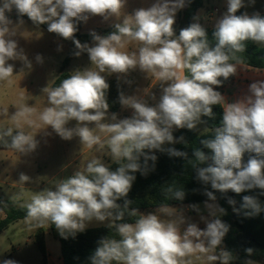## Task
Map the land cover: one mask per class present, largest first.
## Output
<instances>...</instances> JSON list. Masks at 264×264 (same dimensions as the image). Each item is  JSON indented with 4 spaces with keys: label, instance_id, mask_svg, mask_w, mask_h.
I'll list each match as a JSON object with an SVG mask.
<instances>
[{
    "label": "clouds",
    "instance_id": "9594fccd",
    "mask_svg": "<svg viewBox=\"0 0 264 264\" xmlns=\"http://www.w3.org/2000/svg\"><path fill=\"white\" fill-rule=\"evenodd\" d=\"M189 2L154 0L150 6L124 16L106 35L90 31L89 44L75 38L78 25L94 16L104 21L121 17L127 0H0V81L14 75L15 61L32 67L16 39L17 26L25 22V16L33 25H47L49 33L71 40L74 56L86 53L90 61V67L43 89L46 106L39 120L63 140L78 137L82 145L104 153L117 167L113 170L104 157L94 156L82 169L53 188L33 194L23 205L26 222L54 225L64 239L75 238L93 222H107L115 236L97 241L89 264H195L197 260L232 264L233 253L223 247L230 225L222 220L226 209L217 203L215 193H254L243 195L239 208L231 197L227 202L234 213L243 212L246 217L264 212L260 200L264 196V80L250 83L247 94L234 102H227L216 90L237 75V64L242 61L236 53L245 51L246 42L264 46V15L259 11L237 14L254 7L256 0H226V11L215 21L212 32L216 43L210 45L199 16L176 32L177 12ZM13 10L16 21L8 15ZM131 43L138 47L128 50ZM35 59L43 63L41 55ZM137 68L160 84L159 99L153 93L151 99L156 102L149 104L139 95L126 94L118 83V103L122 109L131 110L130 116L120 118L118 113L109 112L107 76L116 74L118 82L124 78L123 83L130 86L132 81L126 77ZM214 106L222 109L218 125L211 137L200 139L189 157L188 151L175 147H188V142L182 135L174 136V131L195 130L204 122L202 118L214 119ZM33 113L32 107L23 106L13 119ZM71 121L76 122L74 127H68ZM3 137H11L5 146L20 153L37 148L36 139L21 130L13 134L9 128L0 134V139ZM156 152L192 162L195 179L204 186L207 197L203 211L199 204L187 206L198 215L199 222L169 203H161L149 213L131 207L133 201L128 195L135 174L146 176L155 170ZM30 179L19 174L21 184ZM164 191L167 200L183 201L186 197L184 188L169 185ZM126 214L134 221L125 222ZM199 223L205 226L201 228ZM245 253L251 257L254 249L246 248ZM0 264L16 261L5 259ZM244 264L258 262L249 258Z\"/></svg>",
    "mask_w": 264,
    "mask_h": 264
},
{
    "label": "trees",
    "instance_id": "16d2710c",
    "mask_svg": "<svg viewBox=\"0 0 264 264\" xmlns=\"http://www.w3.org/2000/svg\"><path fill=\"white\" fill-rule=\"evenodd\" d=\"M203 0H190L188 5L179 13L178 20L174 27L177 34L179 30L187 27L197 10L202 6ZM241 9L237 14H241ZM261 15H264L262 13ZM24 20L31 22L26 16ZM45 26V25H42ZM214 28H206L208 33V40L210 45H214L216 41L212 36ZM113 28L103 31H97L101 35H106ZM75 38L79 40L90 39V35H80L79 25ZM236 56L242 61L238 64H244L252 68L264 69V46L259 47L257 44L248 41L246 42L245 51L236 53ZM235 62V61H234ZM70 75L68 72H61L60 75L53 82L52 87L58 85L62 79ZM236 75L229 80L224 81L222 86L216 88L217 91L223 92L226 87L232 85L235 81ZM110 89L107 94V100L110 105L109 112H118L121 106L118 103V83L120 88L126 92L125 86L118 82L117 79L108 78ZM214 119L202 118L208 130L204 133L197 134L195 130L180 129L174 131V136H184L188 142V147L184 144H176L175 147L181 150H186L191 157V150L193 147L199 146L200 139L209 138L213 135L212 129L218 125L221 118L222 109L219 106H214ZM9 128H0V134H3ZM13 134L19 129H12ZM24 131V130H21ZM26 133V131H24ZM5 141L10 143L11 137H3L0 139V148H7ZM158 160L155 165V170L150 171L146 176L137 172L136 180L128 195V199L133 201L131 207L138 208L140 212L148 209L157 208L161 203H169L171 206L184 205L188 203H199L207 199L203 195V185L195 179V172L192 167L191 161H185L181 158H171L165 153L156 152ZM247 160V154L245 155ZM117 167L114 163L111 168L114 170ZM177 188H184L186 197L183 201L167 200L165 189L169 186ZM210 188V186H209ZM211 190V189H210ZM258 191V190H257ZM217 196V203L226 209V215L222 220L230 225V230L224 238L223 246L231 251L234 256L232 264H244L246 259L259 260L264 262V212L258 216L246 217L243 212L236 214L233 212V206L229 205L227 198L231 197L236 201L235 207L239 208L242 203L243 195H252L254 193H242L236 195L235 193L228 192L227 194L215 193ZM262 205H264V196L260 197ZM122 203V202H121ZM0 210L4 212L5 217L0 219V233L9 227L10 224L15 223L21 219H25L26 209L23 206L13 203L12 201L4 198L0 193ZM135 218L125 215V222H133ZM52 234L58 238L61 244V253L64 264H89L88 257L97 246V241L103 237L112 235L115 236L113 229L105 227L89 228L83 233H78L75 238L69 236L64 239L57 232L54 225H50ZM43 232L40 229L39 246L42 253L45 255V246L43 243ZM253 248L254 253L251 257H247L245 253L246 248Z\"/></svg>",
    "mask_w": 264,
    "mask_h": 264
},
{
    "label": "rangeland",
    "instance_id": "374dc122",
    "mask_svg": "<svg viewBox=\"0 0 264 264\" xmlns=\"http://www.w3.org/2000/svg\"><path fill=\"white\" fill-rule=\"evenodd\" d=\"M205 3L210 6L215 5L213 0H205ZM223 4L224 3L222 2L221 5L223 6ZM219 9L221 10V14L226 11V8ZM13 13L16 12L13 10L8 15L11 16ZM221 14L218 13L216 16H220ZM16 19L12 20L16 21ZM24 21L23 24L17 26L16 39L18 40L20 47L24 49L32 67H23L19 61L13 62L15 63V73L9 80H7L6 84L0 88V103H5L7 108L5 111L7 112L8 110H11L10 107L22 108L23 106H29L34 109V113L28 118L33 124L30 125L27 123V125L21 130L26 131V133L31 134L36 139L38 144L35 150H43L51 153L50 159L45 162L41 161L40 166L41 168H44L48 163L49 166L51 165L54 167V172L49 173L47 171H42L37 178L30 179L29 182L24 184L41 185L45 183L53 173L57 172L64 165L78 157L75 161L73 160L74 162L70 164L64 172L65 176L69 177L71 170L75 168L78 170L82 169L89 158L96 153L95 149H88L86 146L82 145L78 137H74L72 140L67 141L61 139L50 127L42 125L39 120V113L46 106V93L43 92V89L45 87H52L53 82L61 72H68L71 74L76 70L88 68L90 67V61L86 53H82L79 57H75L74 53H72L73 51H76L73 42L71 40H65L55 33H49L47 31V25H33L32 22L27 20ZM80 41L81 43H92L91 38ZM58 46H62V50L58 51ZM259 47L263 46L260 45ZM37 54L43 57V63L36 62L35 57ZM132 80V95L141 96L149 104L156 102L151 99L153 93H155L157 100L159 99V89L154 86V84L152 85L154 79L150 76L134 75L132 76ZM256 80H264L263 69L252 68L244 64H237L235 81L232 85L226 87L222 95H224L227 102H234L241 99L247 94L250 83ZM3 82L4 81H0V84ZM118 115L122 118V115ZM2 118L5 119V116ZM75 124V121H71L69 122L68 127H74ZM6 125L7 122L0 119V127H6ZM207 130L208 127L204 122L199 124L195 129L197 134L204 133ZM66 154H69L68 159L63 157V155ZM7 155L6 150L0 148V180L5 181L4 184H0V189L3 187L2 189L4 191L1 192L0 190V193L4 198L23 206L28 202L26 200L20 202V199H14V197L19 196L20 192H26L24 189L20 190L18 188L19 185L24 184L19 182V177L15 178L14 176H10L6 178L4 175L5 161L8 160ZM7 182H10L13 185L8 186L6 184ZM4 217V212L0 210V219ZM106 223L107 222L103 224L93 222L87 227V229L106 226ZM51 243L52 245L55 243L57 247L60 246V241L56 237H53Z\"/></svg>",
    "mask_w": 264,
    "mask_h": 264
},
{
    "label": "crops",
    "instance_id": "0c3cea01",
    "mask_svg": "<svg viewBox=\"0 0 264 264\" xmlns=\"http://www.w3.org/2000/svg\"><path fill=\"white\" fill-rule=\"evenodd\" d=\"M153 2L154 0H127V4L125 8L121 12V17H112L108 21H104L99 16L91 17L87 21V23L81 22L79 24V33L80 35L85 36V35H89V32L92 30H95L97 32L98 30L103 31L109 28H113V25L115 23L121 22L124 16L131 15L134 12V10L137 8L148 7ZM213 2L215 3V5L210 6L205 3V0H203L202 6L196 12V16H199L200 18L198 22L201 23L205 28H214L215 21L222 15L221 10L219 8H226V0H213ZM222 2L224 3L223 6L221 5ZM180 11L177 12L175 18L176 21L178 20ZM245 11H247L249 14H252L255 11H259L261 14L264 13V0H256L254 7L244 8L243 12ZM218 13H220L221 15L216 16ZM16 15H17L16 13H13V15L10 16V18L16 19L17 18ZM127 47L128 50H135L138 47V45L135 43H131ZM263 73H264V69H263ZM134 75L148 76L146 73L141 72L137 68L135 71H132L126 77V79H129L133 82L132 76ZM107 77L117 79L116 74H112ZM123 79L124 78H121L122 81ZM121 80L119 82L124 85V83ZM6 82L7 81H4L2 84H0V88L4 86ZM153 84L154 86L158 87L160 92V84L155 79L152 81V85ZM124 86L126 89L125 93L128 95H132V91H133L132 84L129 86L128 84L125 83ZM150 104H154V102ZM5 109H7L5 103L4 104L0 103V119H3L7 122L6 127H0V128H11V129L21 130L27 125L28 123L27 121L29 120L28 119L29 117L27 118L21 117L15 120L13 119L14 114L20 109L19 107L17 108L10 107L11 110H8V112L5 111ZM116 113L122 115V118H124L131 115V110L120 108V110ZM3 116H5V119L2 118ZM1 149H5L6 153L8 154L7 155L8 160L5 161V169H4V175L6 178L10 176H14L15 178H18L20 173H24L28 175L31 179H33V178H37L42 171H47L49 173L54 172V167H52L51 165L49 166L47 162L44 168H41L40 166L41 161L45 162L50 159L51 157L50 152L43 150H35L33 152L24 154L12 149H7V148H1ZM94 156L104 157V153L96 152L91 156V158ZM63 157L68 159L69 154L63 155ZM76 158L73 160L75 161ZM104 159L106 163L110 164V166L113 164L111 163L109 158L104 157ZM73 160L67 163L66 165H64L57 172L53 173L47 179V181L41 185H26V184L19 185L18 188L20 190L24 189L26 191V192H20L19 194L20 202H24L23 200L30 202L31 196L33 194L45 188H53L57 182L66 179L67 177L65 176L64 172L66 168L74 162ZM77 170L78 169L76 168L71 170L69 176L74 174V172ZM4 183L5 181L0 180V184H4ZM6 184L8 186L13 185L10 182H7ZM2 188L3 187H1L0 189L1 192L3 191ZM203 202L188 203L184 205H174L173 207L184 209L185 210L184 214L187 217H190L192 221L199 222L198 215L194 211L188 210L187 206L190 204H199L201 210L203 211ZM156 209L157 208L148 209L143 211L142 213L154 212L156 211ZM199 226L203 228L205 225L203 223H199ZM100 227H105V226H100ZM40 229H42L43 232L42 236H43V243L45 246V255L42 253L39 246ZM53 237L54 236L52 234L50 224L38 226L35 223L29 224L28 222H26L25 219H21L15 223H12L9 225L8 228H6L4 231L0 233V262H2L5 259H11L16 261V264H64L61 253V244L59 247H57L55 243L52 245L51 242ZM255 261H257L258 264H264L262 259ZM195 264H203V261L197 260L195 261Z\"/></svg>",
    "mask_w": 264,
    "mask_h": 264
},
{
    "label": "water",
    "instance_id": "95a60500",
    "mask_svg": "<svg viewBox=\"0 0 264 264\" xmlns=\"http://www.w3.org/2000/svg\"><path fill=\"white\" fill-rule=\"evenodd\" d=\"M72 53H74V51Z\"/></svg>",
    "mask_w": 264,
    "mask_h": 264
},
{
    "label": "built area",
    "instance_id": "2783aa9c",
    "mask_svg": "<svg viewBox=\"0 0 264 264\" xmlns=\"http://www.w3.org/2000/svg\"><path fill=\"white\" fill-rule=\"evenodd\" d=\"M191 211V210H190Z\"/></svg>",
    "mask_w": 264,
    "mask_h": 264
}]
</instances>
